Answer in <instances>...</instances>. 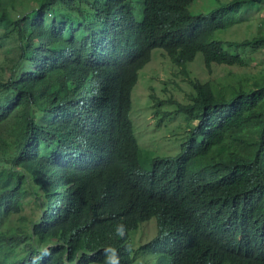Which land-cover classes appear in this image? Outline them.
<instances>
[{
	"label": "trees",
	"instance_id": "obj_1",
	"mask_svg": "<svg viewBox=\"0 0 264 264\" xmlns=\"http://www.w3.org/2000/svg\"><path fill=\"white\" fill-rule=\"evenodd\" d=\"M193 1L0 0V46L15 53L0 75V264H105L110 248L119 264H264V69L186 70L197 53L207 70L249 65L264 31L221 34L264 0L205 14ZM155 48L192 90L173 101L189 122L173 157H149L129 117Z\"/></svg>",
	"mask_w": 264,
	"mask_h": 264
},
{
	"label": "rangeland",
	"instance_id": "obj_2",
	"mask_svg": "<svg viewBox=\"0 0 264 264\" xmlns=\"http://www.w3.org/2000/svg\"><path fill=\"white\" fill-rule=\"evenodd\" d=\"M230 0H195L188 9L192 14H205L218 4ZM249 20L221 34L224 39L241 40L264 31V8L249 11ZM11 43L0 46V75L7 76L15 53L10 51ZM248 50L245 54L250 53ZM264 69V49L251 53L249 65L244 68L236 66L212 65L207 70L201 53L186 66L190 77L206 80H221L231 72L232 80L256 75ZM192 92L180 68L173 65L163 50L155 48L151 51L150 60L139 71L138 78L131 90V109L129 117L132 121L134 135L139 146L152 158L173 157L181 152V145L188 135V119L184 113L176 112L173 101L187 102ZM153 95V99L150 98ZM155 102H159L155 106ZM29 204L24 213L31 215ZM15 219V217H13ZM155 219L140 224L134 233L136 242L146 241L156 234Z\"/></svg>",
	"mask_w": 264,
	"mask_h": 264
},
{
	"label": "clouds",
	"instance_id": "obj_3",
	"mask_svg": "<svg viewBox=\"0 0 264 264\" xmlns=\"http://www.w3.org/2000/svg\"><path fill=\"white\" fill-rule=\"evenodd\" d=\"M117 235H123L124 225L118 224L115 229ZM46 252V249H45ZM105 264H119V257L116 255V250L114 248H110L108 250V254L105 256Z\"/></svg>",
	"mask_w": 264,
	"mask_h": 264
}]
</instances>
